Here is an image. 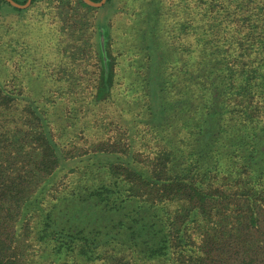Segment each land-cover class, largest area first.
I'll return each instance as SVG.
<instances>
[{"label":"trees","instance_id":"trees-1","mask_svg":"<svg viewBox=\"0 0 264 264\" xmlns=\"http://www.w3.org/2000/svg\"><path fill=\"white\" fill-rule=\"evenodd\" d=\"M140 263L264 264V0H0V264Z\"/></svg>","mask_w":264,"mask_h":264},{"label":"water","instance_id":"water-1","mask_svg":"<svg viewBox=\"0 0 264 264\" xmlns=\"http://www.w3.org/2000/svg\"><path fill=\"white\" fill-rule=\"evenodd\" d=\"M10 4L17 6V7H24L29 3V0H25L23 3H18L14 0H7ZM85 3L92 5V6H100L105 0H83ZM106 39H104L103 33L101 32L98 34V39H97V45L99 49V54L101 57V62H102V72L103 75L106 76L107 70H108V65H107V60H108V55L106 51Z\"/></svg>","mask_w":264,"mask_h":264},{"label":"rangeland","instance_id":"rangeland-1","mask_svg":"<svg viewBox=\"0 0 264 264\" xmlns=\"http://www.w3.org/2000/svg\"><path fill=\"white\" fill-rule=\"evenodd\" d=\"M101 32L103 33V36H104V39H106V42L105 43H107V40H108V32H107V27H102V29H101ZM100 32V33H101ZM141 264V263H140Z\"/></svg>","mask_w":264,"mask_h":264}]
</instances>
